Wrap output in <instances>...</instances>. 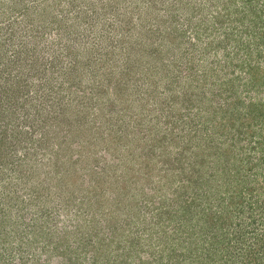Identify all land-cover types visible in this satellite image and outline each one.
Listing matches in <instances>:
<instances>
[{
    "label": "rangeland",
    "instance_id": "obj_1",
    "mask_svg": "<svg viewBox=\"0 0 264 264\" xmlns=\"http://www.w3.org/2000/svg\"><path fill=\"white\" fill-rule=\"evenodd\" d=\"M263 3L0 0V264L240 263L264 195L233 207L244 242L209 253L198 221L240 204L228 188L254 141L218 102L264 101L231 89L227 54L230 20Z\"/></svg>",
    "mask_w": 264,
    "mask_h": 264
},
{
    "label": "trees",
    "instance_id": "obj_2",
    "mask_svg": "<svg viewBox=\"0 0 264 264\" xmlns=\"http://www.w3.org/2000/svg\"><path fill=\"white\" fill-rule=\"evenodd\" d=\"M259 7L254 10L256 16L247 18L248 15H243L240 19L241 25L236 24L237 20L234 21L230 20V24L233 27L240 26L241 28L240 33H242V35L238 39H236L235 42L236 43L235 48L237 49V51L232 49L233 50L232 52L231 51L227 52L228 56L232 54V59H230V62L233 63L231 66L234 68V71L238 70V73L235 75L237 77L234 76L235 78H233L234 83H231V89L232 87L236 86L237 81L244 80L245 82L243 84L248 88L247 90L248 91L255 90L254 93L256 94V96L264 92V3L262 4L261 8ZM225 8H228V6ZM220 13L227 15L226 11L224 10H222ZM238 46L244 47L242 52H238L239 50ZM208 73L210 76L213 77L212 68L210 69V71H208ZM225 91L227 92V94L222 98V100H219L220 102L218 103H220V106L224 107L222 108L223 110L225 109L231 110L232 108V115L233 114L237 115L236 117L233 115V117H235L237 120L241 118V124L239 126V130L241 127L242 129L241 132H239L238 134L239 136L240 135L242 136V139H240V141L244 140L243 138H245L246 136L248 137L249 134H251V140L254 141V145H251L249 143V145L246 148L244 147L242 159L240 160V162H238V167H236L235 169L236 171L234 174L236 175L232 176V185L228 188V191H230L233 188L234 180L237 181L238 187L241 186L239 190L236 189V193H238L237 195L241 197L239 202H237L240 204H235L234 197H232L230 200L232 208L226 207L225 206L226 203H224L223 205L218 206L221 209L220 212L217 211V208H215L214 210H212L209 217L208 215L206 216L207 218L201 217L198 221V223L200 221L206 223L205 226L203 227L201 226L200 228H202L203 233H206L207 237H210L213 243L209 245L210 246V249L208 251L209 253L214 251L212 250V245H216V243L218 242L223 245L227 240L230 241L232 237L239 243L244 242L243 238L247 234L246 229L242 228V226H238L237 223L236 224L234 222H232L231 224L228 223V219H231V216L233 215V211H234L233 207L235 208L236 207L238 208L240 206L243 207L241 204L245 200H248L247 203L251 204L253 203L251 200L253 198L258 201L259 199H257V197L254 194H256L257 196L264 195V183L260 182L259 184L260 180L258 178L259 174L261 172H264V131H261L262 130L261 127L264 126V101L259 100L255 102L254 100L238 99L240 97H238L237 99L235 98V100H233L230 97H233L234 94L232 92H229L228 89H225ZM258 125L259 128H261L259 132L257 130ZM255 132L258 133L256 134ZM256 151H259L258 155L261 154L262 156L258 157L257 155H255ZM255 156L258 157L255 160L258 163H253L251 166H248V164L243 163L245 160L249 163H252L253 158H255ZM229 159L227 160V162H229ZM231 161L233 164H236V161L235 162H233V160ZM256 166L260 170L255 171ZM248 171H250V173H248ZM251 172H254V175L258 176L252 178L253 186H249L250 183L249 178H251L252 176ZM218 191L220 190L217 189V192ZM248 194H250L251 196L249 197V199H246ZM238 209L239 212L241 213L244 212L243 208L242 209L238 208ZM259 214L260 215L258 217H255L253 215L254 218L253 224L255 222H259V223L257 227L253 226L251 229V232H253L254 234V242L252 243L251 247L248 246L249 248L246 249V253L243 259L240 260V263L235 261L234 258L225 259L221 261L223 262V264H264L263 209H261V212H259ZM227 224L228 226H226ZM230 226L233 228H230ZM240 227L241 230L240 232H238L239 230L237 231L236 228L239 229ZM232 229L234 232L231 231ZM228 250L230 251V249ZM228 250L227 252H229ZM216 252L220 253V251H216ZM217 260L218 259L214 258L213 264H221L218 263Z\"/></svg>",
    "mask_w": 264,
    "mask_h": 264
}]
</instances>
